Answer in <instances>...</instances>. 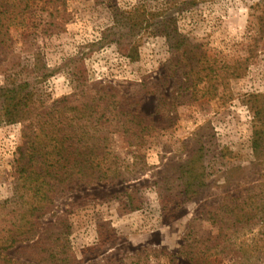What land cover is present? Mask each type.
I'll use <instances>...</instances> for the list:
<instances>
[{
  "label": "rangeland",
  "instance_id": "1",
  "mask_svg": "<svg viewBox=\"0 0 264 264\" xmlns=\"http://www.w3.org/2000/svg\"><path fill=\"white\" fill-rule=\"evenodd\" d=\"M165 1L70 0L69 20L54 34L43 33L48 13L34 10L25 28H11L12 48L24 61L41 52L47 65L57 69L99 42L117 12L127 17L139 8L153 11L160 5L164 10ZM173 1L176 5L167 15L178 19L180 38L196 48L201 63L221 74L217 83L214 79L198 85L201 91L194 95L196 77L189 72L187 58H172L167 38L150 33L138 38L140 58L136 61L121 54L116 45L83 57L91 82L117 89L126 97L137 92L135 109L157 131L137 148L122 134L116 135L121 178L70 185L40 219L43 229L68 217L79 264H128L144 250L151 251L148 264H192L179 255L191 222L196 220L198 239L211 238L214 243L219 234V227L207 219L206 206H219L232 198L243 200L248 190L264 188V155H256L252 148L255 126L264 117V107L257 108L254 99L264 94V0ZM239 61H247L244 75L231 78L227 66ZM201 63L196 71H202ZM213 84L217 89L211 87L210 96H202ZM44 86L50 101L73 92L71 77L64 70ZM259 101L262 104V98ZM173 103L175 111H171ZM201 144L209 177L206 184L197 181L191 186L180 165ZM22 145L21 124L0 126V200L13 192ZM131 190L145 198L143 209L133 212L127 206L126 194ZM261 228L254 223L238 226L233 235L236 247L248 243ZM29 244H17L4 255L20 264H40L23 257L22 247ZM234 250L216 256L214 264H233L241 255Z\"/></svg>",
  "mask_w": 264,
  "mask_h": 264
},
{
  "label": "trees",
  "instance_id": "2",
  "mask_svg": "<svg viewBox=\"0 0 264 264\" xmlns=\"http://www.w3.org/2000/svg\"><path fill=\"white\" fill-rule=\"evenodd\" d=\"M69 1L0 0V126H23V145L18 149L17 158L19 176L14 181L12 194L0 200V261L5 263L20 264L5 256L4 251L17 244L31 243L22 247L23 257L40 264H79L68 217L58 218L56 223L43 229L40 219L70 185L110 183L121 178L114 149L116 135L122 134L131 147L137 148L146 145L147 136L157 131L156 126L135 109L137 92L126 97L117 89L91 82L83 57L101 47L116 45L121 54L136 61L140 58L139 37L150 33L167 38L172 58H187L191 66L189 72L196 77L194 95L201 91L198 85L214 79L217 83L221 74L214 66L201 63L195 54L196 48L186 46L180 38L178 19L167 15L176 5L173 0L165 1L164 10L160 5L153 11L139 8L127 17L117 12L113 25L104 31L99 42L86 46L80 55L67 60L60 68H50L41 52L24 61L12 48L11 28H25L32 11L39 10L48 13L49 18L43 33H57L69 20ZM199 63L201 72L196 71ZM246 64L247 61H239L228 65L227 72L231 78H240ZM61 70L70 75L73 92L50 101L44 85ZM214 84L208 86L202 96H210L208 94L217 89ZM141 86L147 88L146 83ZM161 98L164 107L165 98ZM254 99L257 108L264 107V94L255 95ZM176 107L173 103L171 111ZM254 133L252 148L256 155L263 156L264 117L255 126ZM180 171L191 186L197 181L206 184L209 175L203 144L182 162ZM226 183L229 184V179ZM251 190L243 200L232 198L219 206H206L208 221L219 227L216 242H210L211 238L198 239L196 220H193L179 255L192 264H214L216 256L237 249L241 255L233 264H264V188ZM126 196L131 211L143 209L145 198H141L137 190L129 191ZM251 223L262 228L248 243L239 244L238 249L234 230ZM150 252L144 250L132 256L135 260H129L128 264H146V261L148 264ZM101 264L116 263L105 261Z\"/></svg>",
  "mask_w": 264,
  "mask_h": 264
}]
</instances>
